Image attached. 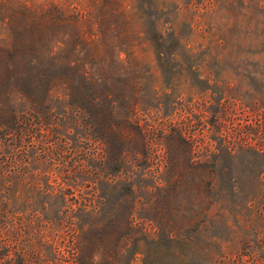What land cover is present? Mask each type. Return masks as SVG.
Here are the masks:
<instances>
[{"label":"trees","instance_id":"trees-1","mask_svg":"<svg viewBox=\"0 0 264 264\" xmlns=\"http://www.w3.org/2000/svg\"><path fill=\"white\" fill-rule=\"evenodd\" d=\"M89 1L94 17L26 4L0 17V264H134L140 239L152 246L142 264H172L160 251L198 233L218 157L259 159L264 175V128L262 144L247 140L258 135L252 111L223 139L216 128L212 153L196 151L203 141L182 123H153L150 98L161 93L141 46L162 75L195 52L174 30L137 28L151 4ZM60 124L75 134L61 136ZM247 203L264 225V192Z\"/></svg>","mask_w":264,"mask_h":264},{"label":"rangeland","instance_id":"rangeland-1","mask_svg":"<svg viewBox=\"0 0 264 264\" xmlns=\"http://www.w3.org/2000/svg\"><path fill=\"white\" fill-rule=\"evenodd\" d=\"M128 2V1H127ZM151 4L146 11V23L137 28L151 31L157 27L166 35L174 30L182 43L193 49L194 57L177 59L162 75L152 50L138 52L153 72L152 87L160 90L159 99L150 98V118L155 125L183 124L191 130L196 141L203 144L197 150L211 149L231 133V128L244 125L248 111L249 124L258 127L257 138L250 135V143L262 144L264 128V0H143ZM21 4L49 9L64 5L69 15L77 12L96 16L89 0H0V17L21 11ZM129 5V3H127ZM129 10V6H127ZM93 29H97L93 25ZM0 28V38L4 34ZM166 67H164L165 69ZM172 70L178 72L172 77ZM174 71V72H175ZM199 117V119H197ZM201 117V118H200ZM149 118V120H150ZM235 119L234 121H232ZM237 119H240L237 120ZM221 127L222 139L216 128ZM61 136L74 129L59 125ZM227 139V138H226ZM206 149V150H207ZM217 184L208 194L211 205L201 217L198 233L186 232V245H169L160 251L165 262L172 264H257L259 254L253 252L255 235L263 230L261 217L247 203L251 197L264 192V175L259 159L237 156L216 159ZM210 175V174H209ZM235 187H232V185ZM186 197V194L184 195ZM214 201V202H213ZM189 207V204L186 205ZM165 222L173 220L164 217ZM181 221V218L177 219ZM171 222V221H170ZM185 222V221H184ZM198 222V218H197ZM154 224L144 222L151 236ZM262 233L261 237L263 236ZM257 238L264 244V236ZM142 238V235H139ZM150 240V239H149ZM165 245V244H164ZM152 248L149 241L135 244L134 264H142L144 251ZM165 249V248H164Z\"/></svg>","mask_w":264,"mask_h":264}]
</instances>
